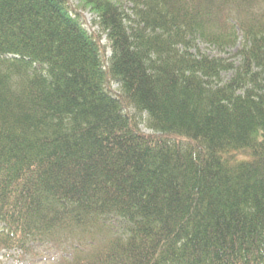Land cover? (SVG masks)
<instances>
[{
  "label": "trees",
  "instance_id": "obj_1",
  "mask_svg": "<svg viewBox=\"0 0 264 264\" xmlns=\"http://www.w3.org/2000/svg\"><path fill=\"white\" fill-rule=\"evenodd\" d=\"M80 2L0 0V252L264 264V0Z\"/></svg>",
  "mask_w": 264,
  "mask_h": 264
},
{
  "label": "rangeland",
  "instance_id": "obj_2",
  "mask_svg": "<svg viewBox=\"0 0 264 264\" xmlns=\"http://www.w3.org/2000/svg\"><path fill=\"white\" fill-rule=\"evenodd\" d=\"M119 1H121L123 3V5L126 6V9L128 11L130 10V7L132 5L131 0H119ZM71 4H72L71 9H73L75 13L77 12L78 14L79 13L81 14L82 19H84L83 21H85L84 24H85L86 29H89L92 33L98 34L99 29H98V26L94 23L95 18H94V14H93L92 9L90 7L86 8L85 6H82L80 0H71ZM105 37H106L105 34L101 36L103 44L107 43ZM197 45H198V48L201 49V51L204 53L207 52L211 55H217L219 53V54L224 55V56L229 55V53H234L239 46L238 45L235 48L229 49V51L227 53H222L218 50V48L215 45H210L209 43L203 42L201 40H199L197 42ZM107 50L108 51L106 53V57L108 58L111 55V50H110V48H107ZM193 52L195 53L196 49H194ZM113 88H114L113 90L120 93L117 86H113ZM124 106L126 107V111L128 113H131V115L134 114L135 108L133 106L132 107L129 106L128 103L126 105L124 104ZM141 120L144 121V117L141 118ZM140 128L142 129V131L144 133L154 134L153 131H151L149 128H147L146 122L141 123ZM39 250L42 251V253L44 252V250L42 248H39ZM61 252H62V249L55 247L54 249H50L47 252H45L44 257L45 256H47V257L37 258L35 260V263H33V261L32 262L26 261V260L22 261L21 259L18 258L17 255L11 256L10 254H8V252L2 251V252H0V264H39L41 261H43L44 264H56V261L60 257Z\"/></svg>",
  "mask_w": 264,
  "mask_h": 264
}]
</instances>
